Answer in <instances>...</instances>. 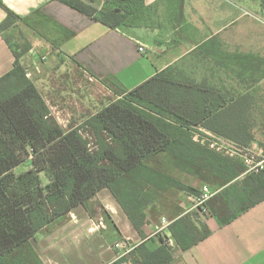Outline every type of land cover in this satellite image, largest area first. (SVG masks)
I'll use <instances>...</instances> for the list:
<instances>
[{
  "label": "trees",
  "instance_id": "1",
  "mask_svg": "<svg viewBox=\"0 0 264 264\" xmlns=\"http://www.w3.org/2000/svg\"><path fill=\"white\" fill-rule=\"evenodd\" d=\"M58 1L112 30L140 27L151 14L145 0H103L100 5L96 0ZM0 6L7 13L0 26L3 34L19 17L1 0ZM199 51L227 71L236 59L227 52H214L210 44ZM14 54V69L0 79V264H43L31 239L67 220L72 210L103 189L111 191L133 227L146 238L144 228L153 217L149 212L167 199L165 193H199L151 165L155 158L169 159L182 174L218 185L206 212L223 225L264 201V171L248 172L240 157L222 155L194 140L195 133L204 129L241 150L253 147L256 129L264 131V115L251 92L264 78L263 59L238 57L253 64L250 82L244 81L248 69L241 65L243 92L196 82L172 66L131 91L121 90V98L91 116L85 126L65 129L27 77L21 54ZM83 131L95 138L94 149ZM258 146L264 155V143ZM27 162L32 168L17 175L15 169ZM43 174L49 178L47 183ZM210 235L207 225L199 226L192 214H185L171 222L158 250L149 251L143 242L113 264H170L173 256L167 239L188 251Z\"/></svg>",
  "mask_w": 264,
  "mask_h": 264
},
{
  "label": "crops",
  "instance_id": "2",
  "mask_svg": "<svg viewBox=\"0 0 264 264\" xmlns=\"http://www.w3.org/2000/svg\"><path fill=\"white\" fill-rule=\"evenodd\" d=\"M1 1L19 20L0 34V79L14 69V51H17L21 54L20 63L31 75L42 71V60L57 66L60 55L74 65L75 72L82 71L91 80L102 85L112 83L127 92L172 66L181 67L196 82L206 81L219 89L229 81L227 88L243 92L244 82L240 78L245 75L241 65L248 69L244 81L250 82L253 64L246 59L241 62L238 57L254 55L264 60L258 49L264 43L256 45V35L264 36V25L256 26L251 12L253 18L247 17L249 8L241 0H145L151 13L160 18V25L152 32L139 29L136 35L112 30L58 0ZM95 2L100 5L103 0ZM6 18L7 13L0 6V26ZM206 44L216 53L236 56L226 79L219 75L227 71L222 64L199 51ZM140 45L145 47L143 53L139 51ZM202 64L206 68L201 76L187 72V68ZM39 79L36 76L33 81L38 89L39 82L44 81ZM262 80L264 78L251 89L261 109L264 106L259 87ZM201 132L206 136L214 135L204 129ZM263 132L256 129V142L248 149L255 155L262 153L258 161H264L258 146L264 143ZM25 164L30 163L22 165ZM170 175L198 191L204 185L189 174H183L182 178ZM165 197L170 206L164 214L152 217L146 224V238L133 227L111 191L103 189L84 206L72 210L70 220L36 234L30 241L31 247L43 264H113L125 257L116 249V244L128 242L134 249L145 242L149 251H156L163 246L162 235L156 234L161 220L166 218L172 222L192 214L194 222L199 226L207 225L211 235L188 251H183L172 239L170 264H264V201L223 225L218 218L196 209L191 193L171 190Z\"/></svg>",
  "mask_w": 264,
  "mask_h": 264
},
{
  "label": "rangeland",
  "instance_id": "3",
  "mask_svg": "<svg viewBox=\"0 0 264 264\" xmlns=\"http://www.w3.org/2000/svg\"><path fill=\"white\" fill-rule=\"evenodd\" d=\"M244 6L249 8V11L254 14L255 18L251 17L250 13L247 17L253 18L252 20L255 21L256 26H263L264 25V0H241ZM263 24V25H262ZM160 25V18L151 13L144 21L141 27L136 28H126L125 31L129 34L136 35L139 29H148L152 32L155 28H158ZM163 26H161L160 30H162ZM258 32V31H257ZM264 36L256 35V45L258 47L261 43H264L262 38ZM24 44V43H23ZM27 46V45H25ZM263 47V48H262ZM25 49V47H24ZM259 53L263 55L264 58V45L260 46ZM24 51V50H23ZM17 52V51H16ZM58 65L51 66L47 64V61H41L42 71L31 75L29 78L32 81H35L36 76H38L41 80L44 81L40 83V92L44 96V98L48 101L50 107H53V118L65 129L70 127L80 128L85 126L87 120L92 115L98 113L103 108L106 107L110 102L114 101L119 97L121 94V90L118 89L117 86L114 87V84L110 83L108 85H102L95 80H91L90 77H85L82 71L75 72L74 65L72 63L66 62L63 57L60 55L58 56ZM178 70H181V67H176ZM206 66L204 64L200 66H193L191 69L187 68L188 73H196L200 75L204 73V69ZM30 69V68H29ZM217 71V69H214ZM191 71V72H190ZM264 71V66H263ZM219 72V71H218ZM221 78L226 79V75L229 74L228 71L226 72H219ZM199 76V78H200ZM222 82V81H221ZM35 83V82H34ZM260 83V82H259ZM230 82L226 84L229 85ZM243 85V84H242ZM257 85V84H256ZM221 86V84L219 85ZM245 86V85H243ZM242 87V86H241ZM260 91H262V95L264 97V80L261 81L259 85ZM244 88V87H242ZM259 113L264 115V106L258 108ZM84 132V131H83ZM84 137L89 141L90 147L92 149L95 148L96 140L90 132H84ZM244 153H249L248 151H244ZM258 153V152H257ZM255 155V154H254ZM261 156L262 153H259ZM259 155H255L256 158ZM155 168L163 170L165 173L176 175L179 178H182V173L174 168V166L170 163L169 159H153L150 163ZM31 169L30 164H25L18 167L15 171L17 175L27 172ZM42 179L44 183L49 181V178L43 174ZM204 185L210 186L214 191H218V185L213 184L212 182H204ZM168 196V194H167ZM214 200V199H212ZM165 204V206L163 205ZM213 204H216V201H213ZM212 205V204H211ZM168 197L166 200H161L157 209L150 211V216L157 217V215L164 211L163 209L166 207V211L169 207ZM163 208V209H162ZM165 213V211H164ZM70 220V217L63 222H67ZM63 262L67 263L66 260Z\"/></svg>",
  "mask_w": 264,
  "mask_h": 264
},
{
  "label": "built area",
  "instance_id": "4",
  "mask_svg": "<svg viewBox=\"0 0 264 264\" xmlns=\"http://www.w3.org/2000/svg\"><path fill=\"white\" fill-rule=\"evenodd\" d=\"M140 52L145 51L144 45H140L139 48ZM27 77L30 78L31 74L27 73ZM201 132V129L199 130ZM202 133V132H201ZM195 133L194 140L200 142L204 145H208L211 149L216 150L217 152L221 153L222 155L228 157H240L245 165L248 168V172H262L264 171V161H258L256 156L250 150H241L237 148L233 143L230 141L221 138L215 135L206 136L203 133ZM244 151H248L249 153H244ZM217 194L210 186L203 185L199 190L198 195L193 196V205L196 209H200L203 212H206V205L210 200H212L215 195ZM171 222L163 218L161 220L160 226L156 230V234H161L163 238L165 237V230L170 226ZM168 244L172 245V239H167ZM116 249L121 250L123 252L122 256L129 255L133 248L128 242H120L116 244Z\"/></svg>",
  "mask_w": 264,
  "mask_h": 264
},
{
  "label": "water",
  "instance_id": "5",
  "mask_svg": "<svg viewBox=\"0 0 264 264\" xmlns=\"http://www.w3.org/2000/svg\"><path fill=\"white\" fill-rule=\"evenodd\" d=\"M105 11H108V9H105Z\"/></svg>",
  "mask_w": 264,
  "mask_h": 264
}]
</instances>
